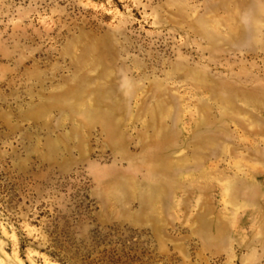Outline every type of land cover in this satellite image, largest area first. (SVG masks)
<instances>
[{
  "label": "rangeland",
  "instance_id": "374dc122",
  "mask_svg": "<svg viewBox=\"0 0 264 264\" xmlns=\"http://www.w3.org/2000/svg\"><path fill=\"white\" fill-rule=\"evenodd\" d=\"M0 264H264V0H0Z\"/></svg>",
  "mask_w": 264,
  "mask_h": 264
}]
</instances>
